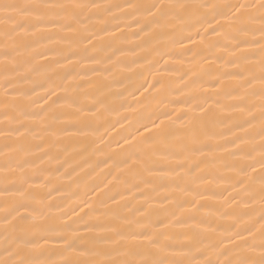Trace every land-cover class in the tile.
<instances>
[{
	"label": "snow or ice",
	"instance_id": "1",
	"mask_svg": "<svg viewBox=\"0 0 264 264\" xmlns=\"http://www.w3.org/2000/svg\"><path fill=\"white\" fill-rule=\"evenodd\" d=\"M197 26L198 108L124 137L130 179L56 204L111 83ZM0 236V264H264V0H0Z\"/></svg>",
	"mask_w": 264,
	"mask_h": 264
},
{
	"label": "bare ground",
	"instance_id": "2",
	"mask_svg": "<svg viewBox=\"0 0 264 264\" xmlns=\"http://www.w3.org/2000/svg\"><path fill=\"white\" fill-rule=\"evenodd\" d=\"M100 2L124 3L125 0H100ZM143 2H150V0H143ZM187 2L226 4L235 3L237 0H187ZM197 29H199V35H197ZM177 39L182 43H165L163 50L167 54L163 56V59L158 56L149 57L151 63L145 66L132 65L133 71L119 75L111 83L110 89L106 91L112 110L104 112L98 122L100 127L97 135L90 137L82 145L83 150L73 153L69 158L72 167L64 165L57 173L62 175L58 183L67 194L56 195V204L75 207L77 202L83 200L93 202V198H97L96 192L93 191L97 184L103 187L113 176L117 179H130V169L116 166L129 150L124 137L130 140L133 136L142 139L141 133L148 134L142 127L143 124L151 128V121L157 120L158 116L166 123L168 122L163 113L172 114L178 124H182L183 121L178 118L184 116L190 109L198 108L201 98L210 91L205 83L207 77L203 76L204 71L209 68V63L204 59L207 55L205 48L210 39L215 40L217 37L211 35V29L206 33L203 28L197 26L184 30ZM256 39H259V33L256 34ZM145 81V86L154 85V87L149 88L141 96L136 89ZM157 81L163 86L158 85ZM112 125L115 126L112 127ZM137 128L140 129L139 133L136 131ZM110 156L112 159H108ZM104 161H107V164ZM115 183L116 181H113V184ZM108 188L116 191L111 184ZM96 191L98 192L99 189ZM120 191H123L122 186ZM136 195L139 196V193ZM130 203L135 206L136 200L132 199Z\"/></svg>",
	"mask_w": 264,
	"mask_h": 264
}]
</instances>
